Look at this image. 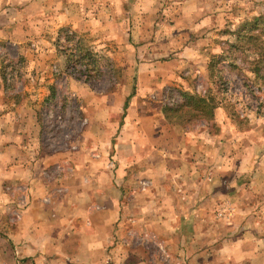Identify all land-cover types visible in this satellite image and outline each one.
<instances>
[{
    "label": "crops",
    "instance_id": "0c3cea01",
    "mask_svg": "<svg viewBox=\"0 0 264 264\" xmlns=\"http://www.w3.org/2000/svg\"><path fill=\"white\" fill-rule=\"evenodd\" d=\"M72 2L0 0V42L36 43L39 25L72 24ZM134 98L113 132L94 135L99 160L55 164L23 128L32 116L0 96V264H264V165L231 145L227 122L218 146H204L159 115L128 113ZM133 229L160 242L159 260L145 238L131 247Z\"/></svg>",
    "mask_w": 264,
    "mask_h": 264
},
{
    "label": "rangeland",
    "instance_id": "374dc122",
    "mask_svg": "<svg viewBox=\"0 0 264 264\" xmlns=\"http://www.w3.org/2000/svg\"><path fill=\"white\" fill-rule=\"evenodd\" d=\"M73 1L72 24L39 25L36 43L0 42V96L32 116L23 128L53 163L99 160L94 135L113 132L135 97L128 113L159 115L204 146H218L227 122L231 145L264 165V142L260 155L252 147L264 141V0ZM185 1L198 6L184 16ZM133 231L131 247L145 238L159 260L160 242Z\"/></svg>",
    "mask_w": 264,
    "mask_h": 264
},
{
    "label": "trees",
    "instance_id": "16d2710c",
    "mask_svg": "<svg viewBox=\"0 0 264 264\" xmlns=\"http://www.w3.org/2000/svg\"><path fill=\"white\" fill-rule=\"evenodd\" d=\"M184 97H188L189 98V96H187V95H184ZM188 98L186 100H188Z\"/></svg>",
    "mask_w": 264,
    "mask_h": 264
}]
</instances>
